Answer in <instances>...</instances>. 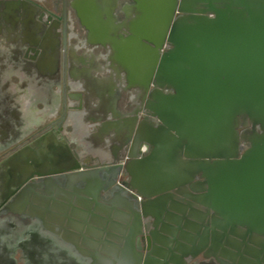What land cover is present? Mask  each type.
I'll list each match as a JSON object with an SVG mask.
<instances>
[{"label":"water","instance_id":"1","mask_svg":"<svg viewBox=\"0 0 264 264\" xmlns=\"http://www.w3.org/2000/svg\"><path fill=\"white\" fill-rule=\"evenodd\" d=\"M134 1L142 12L132 23V43L115 47L116 57L137 59L148 51L147 71L139 69V61L130 60L128 75L142 81L146 89L153 79L155 88L150 94L154 102L146 112L147 118L144 117L149 123H132L123 128L121 135L116 130L120 141L115 148L125 152L126 163L120 159L87 167L65 139L50 135L14 152L0 162V167L8 169L13 179L10 184L19 190L16 198L25 192L21 209L29 204L31 214L42 220L47 213L57 224V228H52L59 230L62 218H67V227L80 232L88 215L104 228L112 214L116 222L114 231L121 234L112 237L114 264H186L189 255L195 257L205 249L204 258L212 256L219 264H225L219 257L223 236L227 246L238 253L243 247L244 253L251 255L252 232L264 234V0ZM28 9L20 1H12L0 11V29L7 32L6 40L15 45L11 53L17 57L24 42L35 44L32 39L39 29ZM91 18L86 17L89 29L102 36L104 28L92 24ZM170 25L174 28L169 31L168 41L174 49L162 55L155 72L156 38L160 30L165 35ZM183 25H209L210 43L200 45V36L181 35L178 27ZM216 26L236 29L219 32ZM45 40L38 45L39 60L31 65L34 77L28 79L29 76L18 73L19 82L34 85L35 102L43 101L40 98L45 94L53 96L51 87L57 83L56 51L48 42L50 36ZM223 40L231 44H218ZM216 47L226 50L215 51ZM190 48L196 52L191 53L187 50ZM200 48L206 51H197ZM31 53L37 55L39 51ZM219 56L243 58L242 68H232L233 78L217 77L228 66L225 60L217 62ZM192 57H206L211 62L202 66L195 59L192 67L186 66L184 63ZM252 57L257 62L256 70H252ZM17 64L20 67L22 61ZM203 73L209 76H201ZM22 86H17L18 110L13 115L6 113L13 116L18 126L23 114L20 108L27 99ZM163 89H172L174 93ZM152 118L159 120L160 125L155 127ZM9 120L3 122L10 124ZM247 120L253 126L259 125L263 132L249 137L251 145L235 159L236 146L230 154L227 152L223 132L231 131L236 141L233 126H245ZM143 144L151 147L146 154L140 149ZM232 156L234 159H230ZM121 174L126 179L119 183ZM28 190L47 196L36 193L38 197L30 202ZM92 203L96 204L94 212ZM70 216L82 219L83 223L71 220ZM93 230L99 234L104 231ZM142 233L152 236L155 244L151 249L141 250L138 238H142ZM146 239L149 243V237ZM222 256L235 263L231 251ZM242 258L238 264L249 262ZM98 259L105 258L100 255Z\"/></svg>","mask_w":264,"mask_h":264},{"label":"flooded vegetation","instance_id":"2","mask_svg":"<svg viewBox=\"0 0 264 264\" xmlns=\"http://www.w3.org/2000/svg\"><path fill=\"white\" fill-rule=\"evenodd\" d=\"M12 1H20L29 8L28 11L31 13L33 21L38 23L39 29L37 33L34 34V40L32 39L35 44H30L28 42L22 44L20 41L17 42V45L20 46L22 44L23 46L20 57L11 53L15 45L6 40L8 36L7 32L2 28L0 29L1 109L9 105V102L13 104L18 103L19 92L17 86L21 84L23 85L22 94L24 93L27 98L28 95L32 94L34 85L31 83L25 84L24 80L19 82L18 73L20 72L22 77L29 76L28 79L34 77V69L32 66L40 58V49H38V45L43 41L46 42L45 37L50 36L48 42H51L50 45L53 44L57 56V72H55L57 74V83L52 85L53 90L57 92V99L55 100V103L57 102V110L55 109L52 111L45 109L43 104L38 102L36 105L28 107L30 110L36 109L40 111L35 112L34 116L36 117V121L34 120V122L37 123L34 127L28 125V113L25 114L24 120L22 117L19 126L17 125L18 122H15V125H12V122L10 124L7 123L8 125L4 126L2 129L3 136H1L0 139V162L14 152L40 138L52 136L54 138L56 137L58 140L65 139L67 141L66 128L71 108L84 109L85 111L87 109L95 110L98 107L93 105L97 103L98 99L101 100V105H99V107L103 108L105 105L106 109H111L112 111L108 113L106 119L99 122L104 123L100 129L102 132H104L108 126L125 127L132 123L141 125L144 122L149 123L150 120L146 119V112L149 110L151 102H154L153 99L150 98L151 91L155 88L154 80L152 79L150 81L146 89L144 84H141L142 81H138L137 79L132 80L128 75L131 67L130 60L139 61V69L143 71L146 69L147 63L150 60L148 51L142 49L145 52L142 57L137 59H131L129 56L127 59L123 58L122 60L116 57L115 52V47H123L132 43V23L142 12L141 8L137 6L134 0H65L64 10L63 0H0V11L3 10L5 3ZM86 17H92V24L97 23L102 25L105 29H103L104 32L102 36H97L96 33L91 32V29H89L91 25L87 23ZM171 28L174 27L170 25L166 34L163 36L160 30L156 38L158 56L155 72L159 67L162 55L174 49L173 43L168 41V34ZM178 28H180V34L183 36L187 37L189 34L192 36H200V38H202L198 42L200 45H207L210 43L209 34L212 31L208 30L210 29L209 25H183ZM48 29L51 31L48 32ZM235 29L236 28L226 26H216V30H219V32ZM29 39L30 37H28V40ZM227 43L229 45L231 44L230 41L227 40H223L218 44ZM150 45L153 47L152 44ZM207 49L210 50L211 48L209 47ZM214 49L215 51L226 50L221 47H216ZM35 50L39 51L37 55L31 53ZM187 50L191 53L196 52L194 48ZM197 51L203 53L206 49L200 48ZM195 59L194 57H192V59H187L189 61H186L184 64L192 67L194 64L193 60ZM216 59L218 63L221 62L218 59L225 60L228 63L227 71L217 74L219 78H233L232 68H236L237 66L242 68L241 64L243 58L240 56H235V58L228 56L224 58L219 56ZM42 60L44 59L42 58ZM198 60L197 63H200L202 66L209 65L211 62L206 57H200ZM251 60L254 62L252 63V70H256L257 62L256 60L254 61L253 57ZM18 61H22L20 67L17 64ZM24 62H27V64H24ZM90 73L114 77L117 81V90L113 91L107 97L97 94V98L89 99L91 100L89 104V100L87 99L86 101L82 93H74L71 91V88L74 89L78 87L72 79L76 76H88ZM239 74H241V72L238 73V76ZM201 76L208 77L209 75L203 73ZM12 85H16V88ZM163 91L174 93L172 89H163ZM21 98L23 97L21 96ZM28 99L25 101L28 102L29 105V101L33 102V99ZM40 99L43 100V97ZM72 99L75 100H73L75 104H70L72 102L69 101ZM25 101L22 105L25 104ZM29 109L27 110L29 111ZM52 113H54L52 116H47ZM104 116L105 113L103 114V117ZM81 117L82 120H85L84 122H87V120L91 118L90 122H87V124H96L95 126H97L98 120H96V118L98 117L96 114L82 113ZM152 121L155 123V127L160 125V121L156 118H152ZM233 130L237 133V140L234 141L235 136L231 131L227 132L225 129L223 132V142L229 154L234 145L236 146L237 157L235 159L240 158L251 145L249 137L254 134L258 136L263 132L259 125L253 126L249 121L245 126L242 124L233 126ZM115 138L118 144L120 140H118L117 136H115ZM68 145L70 146V144ZM140 149L142 154H146L151 147L143 144ZM76 155L78 160L82 163L84 162L87 167L99 166L104 162L109 163L120 159H123V164L127 161L125 152L120 149L118 152L109 154L108 157L101 160L92 155L83 158L79 157L77 153ZM230 159H234L233 156L230 157ZM7 170L6 168L0 167V264H55V256H53L52 253L50 254L48 249L50 240L45 235L46 226L38 216L33 218L34 216L31 214L29 204H27L23 210L21 209V200L25 192L23 195L22 193L19 194L16 198L19 190L16 189L15 185L10 184L13 182V179H11ZM125 179L126 175L121 174L118 178V182L121 183ZM28 191L30 202H32L33 198L38 197L35 196L36 193L39 196H47V194L43 192ZM211 214L212 211H210V215ZM142 234V238H138L141 250L151 249L153 244H155L152 236L150 234ZM146 237H149V243ZM248 237L249 235L246 236V239H248ZM237 239L241 241L240 238L237 237ZM225 240L226 236H223L221 241L223 247L221 246L219 248V257L222 263L238 264L243 257L242 260L245 258L249 261L247 264H264V234H258L255 231L252 232L250 243L252 248L251 255L244 253L243 247L238 253L236 249L227 246ZM227 250L235 255V263L231 259L222 256V254L227 255ZM260 250H263V252L261 251L260 253ZM204 251H206V249L197 253L195 257L189 255L186 259V264H213L209 259L216 262L212 256L210 258H204ZM256 251L259 252L257 256H255ZM210 253H213V250H211ZM80 256L81 259L84 260L82 264H94L93 262L95 259H93V257L83 254ZM63 264L81 263L76 262L73 256L67 254L66 257H64ZM216 264L219 263L216 262Z\"/></svg>","mask_w":264,"mask_h":264},{"label":"crops","instance_id":"3","mask_svg":"<svg viewBox=\"0 0 264 264\" xmlns=\"http://www.w3.org/2000/svg\"><path fill=\"white\" fill-rule=\"evenodd\" d=\"M74 83L78 86L74 89L71 88V91L74 93H82L85 100L87 99H94L97 98V94L102 95L103 97L109 96L113 91L117 90V81L114 77H107L104 75H97V74H89L88 76H76L74 79H72ZM16 88V85H12ZM51 91L53 93V96H48L45 94L43 96V101H38L43 104V107L48 110H55L57 107V104L55 103V100L57 99V92L53 90L51 87ZM95 92V93H94ZM30 97V98H29ZM33 95H28V100L33 99L32 101L25 102V104L21 105L22 107L20 110L23 112L22 117L23 120L25 118V114L28 113L27 122L30 127H34L37 122L35 112L36 109L30 110L28 107L36 105L38 102L34 101V98H32ZM72 99L69 102H72L70 104H75V100ZM91 100H89V104ZM94 103V102H93ZM98 107L97 109H87L86 111L84 109H76L71 108V112H69L70 116L67 122V128H66V138L68 144H70L73 151H75L79 157H89L93 156L97 159H103L109 156V154H114L115 152H118L119 149L115 148L117 147V139L115 136L116 130L121 135L123 132V126H108L104 132H102L100 129L102 128L104 123H99L106 119L108 117V113L112 112L111 109H106L105 105L103 108L99 107L101 105V100L98 99L97 103H94ZM29 109V111L27 110ZM114 109V108H112ZM3 113L2 114V126H7L6 123L3 122L6 118L11 119L10 122H12V125H15V119L13 116L8 117L6 116V113H10L13 115L15 111H17V104H13L9 102V105H7L5 108H2ZM57 110V109H56ZM115 112V111H114ZM82 113H90V114H96L98 118L97 126L96 124H87V122H90L91 118L87 120V122H84L85 120H82ZM105 113V116L103 117V114ZM54 113L49 114L47 116H52ZM101 116V117H99ZM102 119V120H101ZM95 127V128H92ZM92 128V129H89ZM118 129H121L118 130ZM103 130V129H102ZM89 155V156H88ZM99 204H105V206H110L108 203H99ZM74 207L80 208V205L77 203H73ZM96 204L92 203L91 208L92 212L93 208ZM71 209V208H70ZM71 211V210H70ZM68 212V214L70 213ZM63 217V214H61ZM103 216V215H102ZM33 218H36L34 216ZM110 219H107L104 223V228L100 227L98 222H96L95 218L92 217V215L87 216V223L83 226L82 231H78L73 228L67 227L68 219L62 218L60 221V224H62V227H59V230L52 228L56 227L57 224L55 221H52L48 218V214L45 213L43 215V224L46 226V233L45 235L49 238V246L48 249L50 251V254L52 253L53 256H55V264H63L64 257H66L67 254L73 256L75 258L76 262L83 263L84 260L81 259L80 255H87L89 257H93L95 261L94 264H114L112 261V255H113V249L111 244L115 243L113 240V235L120 236L121 234H116L115 224L113 225V222H115V219L111 216H109ZM71 220L76 221L77 223H83L82 219L78 217L70 216ZM114 227V228H113ZM93 229H104V231L99 234L98 232H95ZM66 232H65V231ZM104 257V260H99L98 258ZM93 261V260H92ZM91 261V262H92Z\"/></svg>","mask_w":264,"mask_h":264},{"label":"rangeland","instance_id":"4","mask_svg":"<svg viewBox=\"0 0 264 264\" xmlns=\"http://www.w3.org/2000/svg\"><path fill=\"white\" fill-rule=\"evenodd\" d=\"M2 114H4V113H3V110L1 109V106H0V139H1V136H3V133H2V129H3V126L2 125L3 124H2V120H1L2 119L1 118L2 117Z\"/></svg>","mask_w":264,"mask_h":264}]
</instances>
